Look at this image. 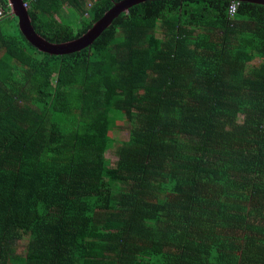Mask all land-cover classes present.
<instances>
[{
	"label": "trees",
	"instance_id": "trees-1",
	"mask_svg": "<svg viewBox=\"0 0 264 264\" xmlns=\"http://www.w3.org/2000/svg\"><path fill=\"white\" fill-rule=\"evenodd\" d=\"M22 1L62 44L123 0ZM231 2H141L66 55L0 30V264H264V5Z\"/></svg>",
	"mask_w": 264,
	"mask_h": 264
},
{
	"label": "water",
	"instance_id": "water-1",
	"mask_svg": "<svg viewBox=\"0 0 264 264\" xmlns=\"http://www.w3.org/2000/svg\"><path fill=\"white\" fill-rule=\"evenodd\" d=\"M151 1V0H123L116 3L110 10H108L104 16L99 19L94 25L79 38L62 43V44H50L45 39L40 37L34 32L31 25V20L28 15L27 9L23 7L22 0H9L11 7V16L17 18L20 33L24 36L28 43L36 47L38 51L54 54V55H66L74 52H79L82 49L90 46L93 41L106 29L112 21L121 13L127 12L128 9L138 3ZM235 2H246L252 4L264 5V0H229Z\"/></svg>",
	"mask_w": 264,
	"mask_h": 264
},
{
	"label": "rangeland",
	"instance_id": "rangeland-1",
	"mask_svg": "<svg viewBox=\"0 0 264 264\" xmlns=\"http://www.w3.org/2000/svg\"><path fill=\"white\" fill-rule=\"evenodd\" d=\"M75 20L76 18L73 17ZM72 18V20H74ZM71 20V19H70ZM0 30H2L3 32H5L6 34L8 35H16L18 33V31L20 32V27H19V23H18V20L16 17L14 16H10V17H7L5 19H3L1 22H0ZM241 120V118H240ZM128 125L124 124L120 127H114L111 132L114 136V138L116 140H126L128 138ZM105 156L111 160V163L112 165H114L115 161H116V157L114 156V153L113 151L109 150ZM20 250L21 251L22 249H24V245H25V242H20Z\"/></svg>",
	"mask_w": 264,
	"mask_h": 264
},
{
	"label": "built area",
	"instance_id": "built-area-1",
	"mask_svg": "<svg viewBox=\"0 0 264 264\" xmlns=\"http://www.w3.org/2000/svg\"><path fill=\"white\" fill-rule=\"evenodd\" d=\"M239 3L232 1L229 5L228 8V15L229 17H233L238 9ZM23 7L27 8L28 5L26 3H23ZM11 14V10L9 9L8 11L4 10L3 6L0 4V20L5 17L7 14Z\"/></svg>",
	"mask_w": 264,
	"mask_h": 264
},
{
	"label": "crops",
	"instance_id": "crops-1",
	"mask_svg": "<svg viewBox=\"0 0 264 264\" xmlns=\"http://www.w3.org/2000/svg\"><path fill=\"white\" fill-rule=\"evenodd\" d=\"M8 7L11 9L10 4L8 5Z\"/></svg>",
	"mask_w": 264,
	"mask_h": 264
},
{
	"label": "clouds",
	"instance_id": "clouds-1",
	"mask_svg": "<svg viewBox=\"0 0 264 264\" xmlns=\"http://www.w3.org/2000/svg\"><path fill=\"white\" fill-rule=\"evenodd\" d=\"M238 3H240V2H238ZM10 9V8H9ZM11 10V9H10Z\"/></svg>",
	"mask_w": 264,
	"mask_h": 264
}]
</instances>
